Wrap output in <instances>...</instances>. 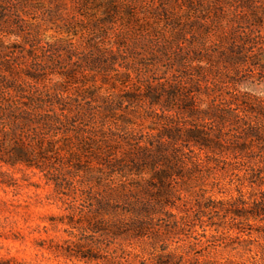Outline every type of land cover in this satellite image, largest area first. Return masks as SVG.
I'll return each mask as SVG.
<instances>
[{
  "label": "rangeland",
  "instance_id": "obj_1",
  "mask_svg": "<svg viewBox=\"0 0 264 264\" xmlns=\"http://www.w3.org/2000/svg\"><path fill=\"white\" fill-rule=\"evenodd\" d=\"M0 102H65L71 130L39 168L0 162V264H103L63 254L116 247L177 264L264 255L260 222L209 211L264 161L250 131L264 135V0H0ZM193 134L226 151L209 158ZM106 220L143 236L113 239Z\"/></svg>",
  "mask_w": 264,
  "mask_h": 264
},
{
  "label": "trees",
  "instance_id": "obj_2",
  "mask_svg": "<svg viewBox=\"0 0 264 264\" xmlns=\"http://www.w3.org/2000/svg\"><path fill=\"white\" fill-rule=\"evenodd\" d=\"M86 69L88 71L91 70L90 68ZM85 71V69H82L81 75L86 76ZM32 103L34 104L33 106H30V103L27 105L21 104L20 102H0V162L11 166L24 164L28 168L34 166L39 168L40 166L37 164L38 160L35 159H40L46 150L47 152L52 151V149L53 151L57 150L56 143L59 140L56 135L61 133L67 134L71 131L67 126L70 117L65 102ZM22 105H24V108ZM259 111L260 114H264V106H260ZM59 128L60 132L58 130ZM250 131H255L258 141H264V135L256 132V127H252ZM195 133L198 134V132ZM196 134H193L195 140L194 145L200 150L205 149L212 153V156L207 155L209 158H214L215 154H221L226 151V147L222 143L224 142L223 138L218 137L217 140H213L208 139L207 136L202 134ZM248 135L246 137H250ZM167 144H171V140ZM248 144L251 145V143L246 142L245 138L243 141L238 142L237 148L242 152L243 149H248ZM163 146L164 144H160L157 149L161 155L163 154ZM147 152L148 150L145 151V153ZM170 174L168 169L159 172L160 176L158 179L162 185H164V179L168 178ZM245 181L250 186L255 185L258 188L257 192H250L246 197L245 192L241 189V186L245 185ZM262 186L264 187V161H262L261 165L251 167L247 172L239 176L236 186L237 195L230 196L221 202H212L209 211L216 216L221 213L223 217H228L231 223L235 225L245 224L249 229L252 226L249 222L250 220L260 222L256 225L255 230L257 233L263 232L261 236L264 238V188L261 189ZM116 194L118 193L116 192ZM213 216L211 215L210 218V226L216 225V222L212 219ZM238 227L236 226L238 231H245V227ZM100 229L104 233H110L113 239L119 237L126 229L131 230L133 237L140 238L143 236L142 226L136 225L135 223L126 225L121 220H106ZM249 233L247 232V235ZM230 238H234L240 245L251 240L237 234ZM117 245H120V243H117ZM119 249L121 251L118 253ZM63 255L77 259L100 260L103 264H146L152 258L123 247H116L112 251H105L100 256H93L87 253L77 254V252H71L69 250ZM257 255L259 259H257ZM251 258L252 261L250 264H264V255L256 253ZM137 259H140L138 263L135 262ZM173 259V253H160L155 259L151 260V262H154L151 264H177Z\"/></svg>",
  "mask_w": 264,
  "mask_h": 264
}]
</instances>
